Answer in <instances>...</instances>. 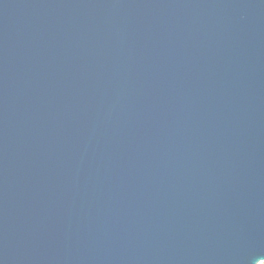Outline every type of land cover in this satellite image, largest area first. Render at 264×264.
Returning <instances> with one entry per match:
<instances>
[{
  "label": "water",
  "instance_id": "water-1",
  "mask_svg": "<svg viewBox=\"0 0 264 264\" xmlns=\"http://www.w3.org/2000/svg\"><path fill=\"white\" fill-rule=\"evenodd\" d=\"M264 263V0H0V264Z\"/></svg>",
  "mask_w": 264,
  "mask_h": 264
},
{
  "label": "rangeland",
  "instance_id": "rangeland-1",
  "mask_svg": "<svg viewBox=\"0 0 264 264\" xmlns=\"http://www.w3.org/2000/svg\"><path fill=\"white\" fill-rule=\"evenodd\" d=\"M262 264H264V263H262Z\"/></svg>",
  "mask_w": 264,
  "mask_h": 264
}]
</instances>
